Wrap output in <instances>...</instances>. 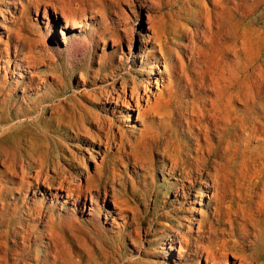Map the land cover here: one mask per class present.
Listing matches in <instances>:
<instances>
[{
  "label": "bare ground",
  "instance_id": "bare-ground-1",
  "mask_svg": "<svg viewBox=\"0 0 264 264\" xmlns=\"http://www.w3.org/2000/svg\"><path fill=\"white\" fill-rule=\"evenodd\" d=\"M5 1L24 11L34 0ZM107 1L117 19L124 16L121 5L137 8L136 2H152ZM252 1L249 7L242 0H201L198 4V0H181L177 14L183 18L188 11L191 17L186 21L191 27L199 25L200 33L187 28L181 43L152 37L138 68L125 66L128 58L119 50L122 43L129 44L130 34L113 36L114 52L98 62L75 53L76 47L93 49L108 33L95 26L97 16L100 23L105 22L108 8L103 0L91 4L92 8L100 6L99 14L83 16L72 28L85 32L76 46L65 43L68 20L62 16V23L53 11L55 17L47 25L51 31L59 25L60 39L70 51L64 58L36 51L38 40L27 45L17 40L13 50L18 63L7 72L5 48L6 60L0 59L5 65L0 74V247L10 241L16 248L19 244L20 251L10 263L0 259V264H165L140 259L157 258L152 246L160 241L155 239V227L161 220L171 223L168 248L183 264H264V236L255 229L264 198L254 207L252 197L245 194L242 204L228 212L221 205L224 162L217 158L218 152H231L237 132L250 137L246 132L252 126L248 118L238 121L235 117L226 81L207 76L198 41L207 33L220 35L239 10L246 19L256 1L263 0ZM150 12L151 7L146 14L152 23ZM161 61L163 70L158 67ZM165 76L168 81L162 90L153 93L152 77L158 86V78ZM184 94L192 98L184 102L187 106H179L180 119L171 120L172 126L152 123L156 114L170 104L177 105L178 96ZM133 111L137 118L145 117L139 128L124 124L123 118ZM249 111L246 105L244 114ZM178 133L187 140H180ZM211 157L212 166L202 172ZM89 162L94 164L92 172L86 169ZM157 163L162 182L149 189ZM199 183L206 187L204 195ZM169 193L175 196L173 201L166 199ZM203 197L208 199L207 207L214 204L213 211L198 213V219L190 213L185 231L189 212L184 206L197 199L203 202ZM175 204L179 207L174 208ZM191 223L197 225L196 230ZM9 229L16 240L9 238ZM64 235L73 237L62 239L71 246L70 255L57 239ZM150 236L153 240L144 243ZM132 252L136 259L128 255Z\"/></svg>",
  "mask_w": 264,
  "mask_h": 264
},
{
  "label": "rangeland",
  "instance_id": "rangeland-1",
  "mask_svg": "<svg viewBox=\"0 0 264 264\" xmlns=\"http://www.w3.org/2000/svg\"><path fill=\"white\" fill-rule=\"evenodd\" d=\"M92 1L34 0L31 6L24 8V11H22L20 7L18 8L17 6L14 8L12 5L7 4L5 0H0V59H3V61L6 60L4 51L7 47V57L9 60L7 66L0 62V74L4 72L2 69L3 66L6 67V71L8 72L12 71L15 62L18 63L14 57L13 50V46L16 44L15 41L17 40H21L24 45L38 40L36 45L37 47L40 45V47L36 49V51L40 50V53L53 55L54 58H64L70 54L69 49L67 47L65 48L62 39H60L59 25H55L54 30L51 31V28L47 25V20L50 19V17H55L54 10L57 12L56 16L59 17L62 23L65 19L68 20V27L65 31L67 34L65 43L76 46L79 39L85 35V32L81 29H72L76 22H78V20L81 21L83 16L88 18L90 15L96 16V14L101 12L99 5L96 4L94 8L91 7V4H93ZM180 1L181 0H152V2L144 5L140 2H136L137 8H133L128 4L121 5L119 9L124 12V16H120V19H117L115 14L110 12L111 8L108 6L109 2L103 0L108 8L104 13L105 22L100 23V18L98 16L95 20V23H97V25H95L96 27L101 26L106 30L105 32H108L104 34L103 42H100L90 50H87L86 47L82 49L76 47L74 51L81 57L90 56L93 58V61L98 62L103 56H108L114 52L116 44L113 36L130 34L131 39L129 44L122 43L119 45V50L128 58V62L123 63L125 66L129 64V66L132 65L133 68H138L144 53L151 48L149 41L152 37L155 36L161 41L165 40L170 43H181L185 42L186 37L184 33L187 31V28L197 30L200 33L201 27L199 25L197 27H191L186 21L188 17H191L188 11L184 12L183 18H180L179 14H177ZM200 1L201 0H198L197 4ZM242 1L249 5V7H252L254 4L252 0ZM34 7H37V9ZM149 7L152 8V12H150L153 17L152 23L148 19V14H146L149 11ZM190 7L195 6L192 4ZM74 10L76 12H74ZM68 13L70 15L72 14V17H70ZM241 13L242 10H239L238 13L232 14L231 23L225 26L220 35L214 36L207 33L205 37L198 38V41L201 42L200 45H202L201 55L205 63L207 76L210 75L226 81L227 94L230 96L232 108L236 112L235 117L238 121H243L245 120L244 118H248L252 126L251 130L246 132L250 137H245L240 131L237 132L236 137H234L231 152L227 155H224L221 151L218 152L217 158L222 159V162H224V166L220 171L224 191L221 205L226 212L235 209L238 204H242L240 200L245 194L252 197V206L254 207L257 205L256 203L260 198H264V0L256 1L254 9H252L251 14H247L246 19L240 16ZM62 16H64L65 19ZM1 25H3L2 27L4 28H2ZM71 25L73 26L71 27ZM124 28L127 30H124ZM41 50L43 51L41 52ZM130 52L131 54H129ZM19 56L22 58V55ZM22 64L24 67L26 66L24 62H22ZM158 67L160 70H163L162 61L159 63ZM229 70L232 72L231 79L229 78ZM78 78L79 74L72 79L73 84L77 82ZM167 81L166 76L163 80L158 78V86H156L155 78L152 77L150 86L151 91L155 93L162 90L163 84H166ZM68 96L69 94H66V97ZM178 98L177 105L170 104L165 112L156 114V121L152 122L154 125L159 126L160 123L163 122L165 125L168 124L172 126L171 120L180 119L178 113L181 111V108L179 106H187L184 102H188L192 96L190 94H184L182 97L178 96ZM246 105L248 106V111L249 109L251 110L247 116L244 114ZM184 115L186 117V114ZM144 118V116L137 118V112L133 111L131 112V116L128 118L126 115L123 121L129 128L134 126L139 128ZM146 121H149L148 118ZM181 121H184L183 118H181ZM213 136H217V134L214 132ZM178 138L180 140H187L183 134L181 135L179 133ZM195 147H197V145ZM213 159L214 157H211L207 165L201 167L202 172H207L208 168L212 166ZM99 160L100 159H98V161ZM159 166L160 165L157 163L154 167L153 182L151 181L152 184L149 183L151 185L148 187L149 189L153 188V184L160 185L162 182ZM86 169L92 172L94 164L90 162L87 163ZM134 179L136 181L140 180V178L138 179L137 177H134ZM147 181L150 182L149 179ZM199 181L200 179H197V182ZM201 181H203V179ZM199 186L202 187V195H204L206 193L205 185L203 186V184H200ZM137 187L140 193L144 194L143 188L138 184ZM174 198L175 196L170 193L166 196L168 201H173ZM207 200L206 197H203V202H199L197 199L194 204L184 206L185 208H183V210L189 212V214L185 215L187 221L184 222L186 225L184 226L185 231L189 225L188 222L191 221L190 217L192 215L195 214L196 219H198L200 214L213 211L214 204L210 202L207 207ZM188 201L187 199V201L184 202L188 203ZM173 207L178 208L179 205L175 204ZM190 213L192 215H190ZM196 213L200 214L197 215ZM179 216L181 215L177 214L175 217ZM257 219H259V221L256 223L257 226L255 229H260L264 236V211ZM176 224L177 223L174 222L173 226L175 227ZM143 226L145 227L146 225ZM170 226V222L161 220L160 224L155 227V239L160 238L161 241L152 246L157 258L152 256H141L140 259L142 261H155L156 263L157 260H162L165 264H183V261H178L176 259L174 251H169L168 241L166 240L167 235L171 234ZM192 228L196 230L197 225L192 224ZM2 229L4 230L5 228ZM8 231L9 238L15 239V232L10 229ZM63 238L71 241L73 237L70 235L57 237L63 252L66 255H70L72 250L71 246L66 242L64 243V240H62ZM153 238L154 236L145 238L144 243H148V241L153 240ZM144 246L148 247L147 244ZM2 247H0L1 262L5 260L10 263L13 261L12 259L16 257V253L20 251L19 244L18 248H16L12 246L10 241L7 242L6 247ZM128 255H132V259L137 258L134 252L128 253Z\"/></svg>",
  "mask_w": 264,
  "mask_h": 264
}]
</instances>
